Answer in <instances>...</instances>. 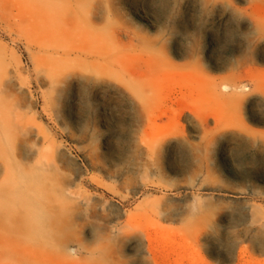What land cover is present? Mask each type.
Here are the masks:
<instances>
[{
  "label": "rangeland",
  "instance_id": "obj_1",
  "mask_svg": "<svg viewBox=\"0 0 264 264\" xmlns=\"http://www.w3.org/2000/svg\"><path fill=\"white\" fill-rule=\"evenodd\" d=\"M0 264H264V0H0Z\"/></svg>",
  "mask_w": 264,
  "mask_h": 264
}]
</instances>
